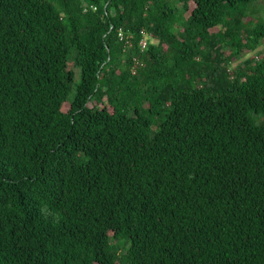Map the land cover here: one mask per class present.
Here are the masks:
<instances>
[{"label": "trees", "instance_id": "16d2710c", "mask_svg": "<svg viewBox=\"0 0 264 264\" xmlns=\"http://www.w3.org/2000/svg\"><path fill=\"white\" fill-rule=\"evenodd\" d=\"M260 2L0 0V264H264Z\"/></svg>", "mask_w": 264, "mask_h": 264}, {"label": "built area", "instance_id": "2783aa9c", "mask_svg": "<svg viewBox=\"0 0 264 264\" xmlns=\"http://www.w3.org/2000/svg\"><path fill=\"white\" fill-rule=\"evenodd\" d=\"M94 8L96 9V7L94 6ZM141 34L143 35V37L141 38L140 40V46L142 49H145L147 48V46L149 45L150 41H151V34L148 33V31L146 29H142L141 30ZM118 35L120 37L121 40H124V39H127V40H130L131 38H133L134 34L133 33H130V32H127L125 31L124 29H120L119 32H118ZM128 43L132 46V42L128 41ZM138 64V62H137ZM133 72L135 73L136 70L134 69Z\"/></svg>", "mask_w": 264, "mask_h": 264}, {"label": "rangeland", "instance_id": "374dc122", "mask_svg": "<svg viewBox=\"0 0 264 264\" xmlns=\"http://www.w3.org/2000/svg\"><path fill=\"white\" fill-rule=\"evenodd\" d=\"M261 2L259 3V5H260V9H259V11L257 12V14H261L262 16H264V1L263 0H260ZM190 6H191V9L192 8H194V3L193 2H191L190 3ZM189 13V12H188ZM156 39H154V41H155ZM260 49H262V51H264V43L260 46ZM258 49H253V50H251V52H246V51H244V53H243V56L241 57V58H239V59H236L234 62H233V64H232V67H234V66H236V65H238V64H240V63H242L243 62V60L244 59H246V58H248V57H251V56H254L255 54H256V51H257ZM226 54H229L230 53V50L229 49H226ZM64 110H67L68 108H69V105L66 103L65 105H64Z\"/></svg>", "mask_w": 264, "mask_h": 264}]
</instances>
